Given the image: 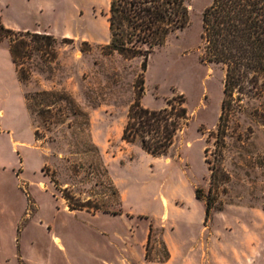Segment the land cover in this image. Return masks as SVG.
I'll return each mask as SVG.
<instances>
[{
    "label": "rangeland",
    "instance_id": "1",
    "mask_svg": "<svg viewBox=\"0 0 264 264\" xmlns=\"http://www.w3.org/2000/svg\"><path fill=\"white\" fill-rule=\"evenodd\" d=\"M36 1L5 15L52 38H22L25 82L0 41V264H264V96L218 129L225 69L202 58L211 0L190 1L144 70L104 49L109 0ZM136 100L186 108L163 155L121 139Z\"/></svg>",
    "mask_w": 264,
    "mask_h": 264
},
{
    "label": "trees",
    "instance_id": "2",
    "mask_svg": "<svg viewBox=\"0 0 264 264\" xmlns=\"http://www.w3.org/2000/svg\"><path fill=\"white\" fill-rule=\"evenodd\" d=\"M190 1L109 0V41L104 49L108 54L116 53L126 59L143 57L144 70L152 51L188 25ZM201 23L203 61L220 64L225 69L220 129L238 113L239 102L264 96V0H211L202 12ZM7 36L18 79L25 82L27 76L18 64L21 49L26 46L22 38L29 36L36 42L52 38L15 32L0 22V41ZM186 115L182 104H171L169 109L156 111L143 108L136 100L127 114L121 139L137 140L145 152L163 155Z\"/></svg>",
    "mask_w": 264,
    "mask_h": 264
},
{
    "label": "crops",
    "instance_id": "3",
    "mask_svg": "<svg viewBox=\"0 0 264 264\" xmlns=\"http://www.w3.org/2000/svg\"><path fill=\"white\" fill-rule=\"evenodd\" d=\"M37 1L36 0H0V14H2V12H4V16L2 17L0 15V22L2 23V25L6 28V29H10L13 31H26V30H30L28 27H20L19 25H17L16 23H12V22H7L5 19V15L8 13H12V12H18V13H22L23 9L22 8L24 5H36ZM19 223L20 221H18L17 225H15V231L18 233L19 230ZM45 229H47L48 227L46 225H44ZM47 232L48 229H47ZM52 238L57 237L56 235H51ZM15 238H16V234H15ZM60 240V238H59ZM17 241V240H16ZM15 241V242H16ZM54 242V241H53ZM58 249L61 252H64V247L61 245V240H60V244L57 245ZM61 246V247H60ZM60 247V248H59ZM14 264H19L18 259L16 257V254L14 256Z\"/></svg>",
    "mask_w": 264,
    "mask_h": 264
}]
</instances>
